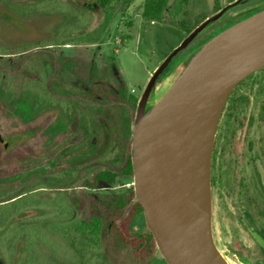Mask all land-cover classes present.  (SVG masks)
<instances>
[{
    "label": "trees",
    "instance_id": "trees-1",
    "mask_svg": "<svg viewBox=\"0 0 264 264\" xmlns=\"http://www.w3.org/2000/svg\"><path fill=\"white\" fill-rule=\"evenodd\" d=\"M0 1L8 5L31 1L40 6L36 11L62 17L57 33L75 35L48 45L55 50L53 56L32 59L28 51L0 55V94L9 102L28 96L36 113L57 110L68 126L51 167L43 163L0 180V207L17 205L10 220L4 217L1 222L16 223L19 256L3 264H153L160 253L153 234L146 227L142 232L132 230L137 220L144 221L134 189H101L132 182L131 143L138 97L128 93L120 73L59 51L77 39L98 42L116 4L127 0H95L96 6L88 5L84 12L68 9L67 1ZM215 1L217 11L221 0ZM190 2L146 0L143 16L160 22L173 9V16H182L178 27L188 35L206 19L193 23L183 18ZM62 3L66 5L61 10ZM96 12H100V22L94 26ZM206 39L192 43L175 59ZM66 74L75 80H67ZM12 148L9 142L7 152Z\"/></svg>",
    "mask_w": 264,
    "mask_h": 264
},
{
    "label": "rangeland",
    "instance_id": "rangeland-1",
    "mask_svg": "<svg viewBox=\"0 0 264 264\" xmlns=\"http://www.w3.org/2000/svg\"><path fill=\"white\" fill-rule=\"evenodd\" d=\"M56 1H67L68 9L76 7L81 12L88 5L96 6L95 0ZM145 1L127 0L116 4L112 21L98 42L83 43L77 39L59 49L71 57L91 61L100 68L120 73L128 93L138 97V101L157 67L187 36L177 25L182 16H173V9L167 11L160 22L145 18ZM220 3H224L223 0ZM65 5L62 3L61 7L45 8L58 7L62 10ZM215 6V0H191L183 18L193 23L199 22L215 14ZM36 8L40 9V6L31 1L13 5L0 1V55L28 51L32 59L53 56L55 50L48 45H57L61 40L75 36L68 31L57 33L56 28L61 24L60 15L38 12ZM67 15L72 17L70 12ZM94 15L96 26L100 22V12ZM227 23L228 18L220 19L204 30L193 44L210 37ZM192 52L183 53L171 63L156 83L151 100L157 101L167 91L180 73L185 58ZM65 78L75 80L71 74H66ZM29 99L27 96L24 101L9 102L0 94V131L6 142L13 144L12 150L7 152L4 144L0 143V180L22 174L26 169L43 163L47 164L46 168L51 167L60 148L58 142L67 132V123L57 110L43 109L36 113L34 102ZM212 171L216 179L214 189L225 194V199L219 197L215 205L212 195L213 236L219 251L230 264H264V236L259 231L264 232V218H256L255 210L251 213L253 219L245 216V198L248 194L243 187L246 183L250 188L253 182L258 190V193L254 192L263 198L264 68L242 81L227 100L217 129ZM130 188L134 189L133 179L132 182L122 181L113 188L101 189L119 192ZM231 188H234V193ZM16 207H0V264L6 259L12 261L19 257L15 242L16 223L1 222L4 217L10 220ZM145 227V219H139L132 230L142 232ZM153 264L167 263L159 253Z\"/></svg>",
    "mask_w": 264,
    "mask_h": 264
},
{
    "label": "water",
    "instance_id": "water-1",
    "mask_svg": "<svg viewBox=\"0 0 264 264\" xmlns=\"http://www.w3.org/2000/svg\"><path fill=\"white\" fill-rule=\"evenodd\" d=\"M237 0L202 21L152 74L136 109L131 161L134 192L167 264H230L213 236L212 161L219 121L236 87L264 68V10L199 45L167 91L159 78ZM0 143L5 141L0 131Z\"/></svg>",
    "mask_w": 264,
    "mask_h": 264
},
{
    "label": "flooded vegetation",
    "instance_id": "flooded-vegetation-1",
    "mask_svg": "<svg viewBox=\"0 0 264 264\" xmlns=\"http://www.w3.org/2000/svg\"><path fill=\"white\" fill-rule=\"evenodd\" d=\"M236 1L237 0H223L224 3H220L219 8L216 12L222 10L224 7H226L228 5L233 4ZM262 10H264V0H245L244 3L234 6L233 8L228 10L221 17V19L228 18V23L224 26L219 27V30H217L215 33H213V35L224 30L225 28L231 26L232 24H234L238 21H241L243 19H246V18L262 11ZM213 35H211L210 37H212ZM206 40H204L203 42H205ZM203 42L199 43L194 49H196ZM194 49H193V51H194ZM211 182H212L213 203L215 205V202H217V200H219V197L222 200L225 199V194L219 193L214 189V184H216V179L214 178L213 171H212V176H211ZM243 182H245V181H243ZM243 187L245 188V191L248 194L247 197L245 198V203H246L245 216L253 219L251 213H252V210H255V214H256L255 217L256 218L257 217H263L264 218V180L262 179V177H261V191L263 192V198L260 196V194H256V193H258L257 192L258 190L256 189L253 182H252L250 188L248 187V185L246 183L243 184ZM231 189H232V192L234 193V188H231ZM254 191H256V193ZM251 197H255L256 199L251 198ZM224 202H225V200H224ZM257 207H260V208L258 209ZM255 222H257V220ZM259 231H260L261 235L264 236V232H262L261 229Z\"/></svg>",
    "mask_w": 264,
    "mask_h": 264
},
{
    "label": "bare ground",
    "instance_id": "bare-ground-1",
    "mask_svg": "<svg viewBox=\"0 0 264 264\" xmlns=\"http://www.w3.org/2000/svg\"><path fill=\"white\" fill-rule=\"evenodd\" d=\"M235 263V262H234ZM239 264V263H238Z\"/></svg>",
    "mask_w": 264,
    "mask_h": 264
}]
</instances>
